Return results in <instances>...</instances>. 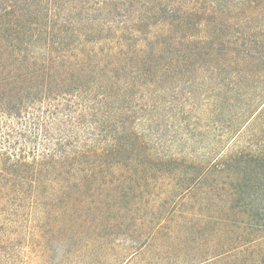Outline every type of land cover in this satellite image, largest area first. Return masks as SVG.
Masks as SVG:
<instances>
[{
  "label": "trees",
  "instance_id": "trees-1",
  "mask_svg": "<svg viewBox=\"0 0 264 264\" xmlns=\"http://www.w3.org/2000/svg\"><path fill=\"white\" fill-rule=\"evenodd\" d=\"M169 184L199 190L196 264H264V0H0V210L84 261Z\"/></svg>",
  "mask_w": 264,
  "mask_h": 264
},
{
  "label": "rangeland",
  "instance_id": "rangeland-1",
  "mask_svg": "<svg viewBox=\"0 0 264 264\" xmlns=\"http://www.w3.org/2000/svg\"><path fill=\"white\" fill-rule=\"evenodd\" d=\"M162 187L152 188L155 195L149 200L139 201L133 207L134 216L124 226L119 224V229L110 230L104 235V243L112 247L97 248L95 254L84 261L74 255V260L63 264H196L200 253L206 248L199 190H192L189 197L182 198L178 197L183 191L181 188L172 184ZM142 207L147 208L148 212L140 211ZM84 221L74 218L72 223L76 226ZM58 230L65 232L66 228L54 214L44 215L40 220L26 217L20 223L14 222L7 212L0 210V252L6 258L14 248L17 256L15 264H58L62 254L60 246H63ZM152 234L155 238L146 250L136 252L128 261H124L126 255L119 245L126 246L132 240L138 244ZM61 236L66 235L61 233ZM128 236L134 239L130 240ZM74 237L78 240L85 238V235Z\"/></svg>",
  "mask_w": 264,
  "mask_h": 264
}]
</instances>
